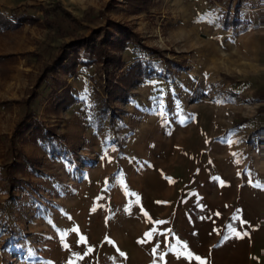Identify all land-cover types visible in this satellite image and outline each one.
Wrapping results in <instances>:
<instances>
[{"label": "rangeland", "instance_id": "obj_1", "mask_svg": "<svg viewBox=\"0 0 264 264\" xmlns=\"http://www.w3.org/2000/svg\"><path fill=\"white\" fill-rule=\"evenodd\" d=\"M58 4L90 16L81 35L108 31L111 80L82 49L41 81L72 41L45 25ZM263 9L0 0V13L38 19L0 32V264H264V136L249 140L263 105ZM259 14L256 32L234 26ZM137 63L153 77L129 80Z\"/></svg>", "mask_w": 264, "mask_h": 264}, {"label": "trees", "instance_id": "obj_2", "mask_svg": "<svg viewBox=\"0 0 264 264\" xmlns=\"http://www.w3.org/2000/svg\"><path fill=\"white\" fill-rule=\"evenodd\" d=\"M38 22V19L20 15L16 12H12V14L7 15L5 13H0V32H4L10 30L12 28H18L23 24H35ZM44 22L45 25L50 29V32L56 36L58 39H62L70 36L72 41L66 44H63L60 48V51L54 55L53 62L49 64L41 77V81L43 82L48 75L55 74L58 68L68 67L75 58V56L83 49L85 52H92L100 57L103 60V63L107 67V76L108 79L111 80V74L109 73V67H117L119 65V60L109 53L108 48L114 46V41L109 37L108 31H102L103 33L94 32L91 36H84L79 33V25L83 23H92L93 21L90 19L89 15H86L83 19L76 18L69 11L65 9V7L61 4L55 5L51 8L44 10ZM113 28L115 30L119 29V26L113 24ZM122 35L127 38H133L135 36L130 35L127 32H122ZM129 80H134L139 77L143 78H152L153 74L148 71V69L143 70L142 64L137 63L134 64L129 72L127 73ZM255 100L258 102H262L263 105L260 107L257 116L255 119L249 123H254L255 131L250 136L249 140H254L255 137H263L264 136V84L257 90L255 95ZM28 116L25 118V120ZM25 121L20 123V127L24 126ZM40 128H37L36 131H40ZM18 135L20 136V140L22 138L23 133L18 131ZM43 133V130H42ZM50 133V132H48ZM47 133V135H48ZM52 133V132H51ZM44 136V133H43ZM44 139H48V136H44ZM15 139V138H14ZM16 140V139H15ZM13 140V143L16 141ZM16 145L13 144V147L10 151V155L14 156V162L16 161V156L21 155V151L18 150ZM17 163H13V165L7 168V174L10 179L15 184L17 181L14 177V171L17 168Z\"/></svg>", "mask_w": 264, "mask_h": 264}, {"label": "crops", "instance_id": "obj_3", "mask_svg": "<svg viewBox=\"0 0 264 264\" xmlns=\"http://www.w3.org/2000/svg\"><path fill=\"white\" fill-rule=\"evenodd\" d=\"M240 10H243V9H240ZM248 11H250V10H248ZM263 11H264V9H263ZM252 12L253 13L261 12V8H259L257 10H252ZM248 24H249V27H251V29H249V32H252V31L256 32V28L260 30L261 29V16H260V14L257 17H252V19L251 18L245 19L242 22L238 21L234 24V26L236 28L237 27L247 28V30H248V26H247Z\"/></svg>", "mask_w": 264, "mask_h": 264}]
</instances>
